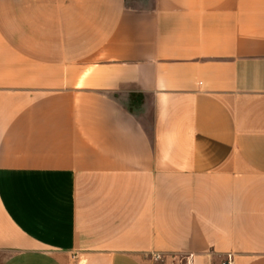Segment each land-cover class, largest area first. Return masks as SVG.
<instances>
[{
    "label": "crops",
    "instance_id": "obj_1",
    "mask_svg": "<svg viewBox=\"0 0 264 264\" xmlns=\"http://www.w3.org/2000/svg\"><path fill=\"white\" fill-rule=\"evenodd\" d=\"M264 264V0H0V264Z\"/></svg>",
    "mask_w": 264,
    "mask_h": 264
},
{
    "label": "rangeland",
    "instance_id": "obj_2",
    "mask_svg": "<svg viewBox=\"0 0 264 264\" xmlns=\"http://www.w3.org/2000/svg\"><path fill=\"white\" fill-rule=\"evenodd\" d=\"M128 5L131 7L141 6L145 7L148 5V0H127Z\"/></svg>",
    "mask_w": 264,
    "mask_h": 264
},
{
    "label": "built area",
    "instance_id": "obj_3",
    "mask_svg": "<svg viewBox=\"0 0 264 264\" xmlns=\"http://www.w3.org/2000/svg\"><path fill=\"white\" fill-rule=\"evenodd\" d=\"M219 264H234V263L233 260L230 257H228L224 262H221Z\"/></svg>",
    "mask_w": 264,
    "mask_h": 264
}]
</instances>
